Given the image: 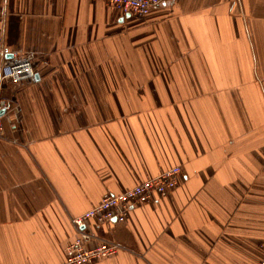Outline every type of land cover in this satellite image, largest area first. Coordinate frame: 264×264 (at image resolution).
<instances>
[{
    "label": "crops",
    "instance_id": "1",
    "mask_svg": "<svg viewBox=\"0 0 264 264\" xmlns=\"http://www.w3.org/2000/svg\"><path fill=\"white\" fill-rule=\"evenodd\" d=\"M6 82L0 264H62L71 217L179 166L172 191L87 228L90 264H258L264 257V0H0Z\"/></svg>",
    "mask_w": 264,
    "mask_h": 264
},
{
    "label": "built area",
    "instance_id": "2",
    "mask_svg": "<svg viewBox=\"0 0 264 264\" xmlns=\"http://www.w3.org/2000/svg\"><path fill=\"white\" fill-rule=\"evenodd\" d=\"M119 9L123 14L147 16L162 0H101ZM12 59L0 67V136L4 134V121L10 122L11 104L1 94L4 83H21L31 80L35 68L31 57L25 53L13 52ZM183 178L180 167L172 166L158 175L141 180L137 184L116 194L107 193L94 206L77 216L71 217L75 234L65 246L62 264H90L98 259L117 254L119 245L113 242L95 241V236L87 228L101 226L111 221L123 222L129 209L137 204L152 203L155 197L176 188ZM264 264V257L258 262Z\"/></svg>",
    "mask_w": 264,
    "mask_h": 264
},
{
    "label": "rangeland",
    "instance_id": "3",
    "mask_svg": "<svg viewBox=\"0 0 264 264\" xmlns=\"http://www.w3.org/2000/svg\"><path fill=\"white\" fill-rule=\"evenodd\" d=\"M5 98V97H4ZM6 99V98H5ZM7 100V99H6ZM8 101V100H7ZM9 102V101H8ZM10 103V102H9ZM11 104V103H10ZM5 122V121H4ZM7 122V121H6ZM179 167V166H178Z\"/></svg>",
    "mask_w": 264,
    "mask_h": 264
},
{
    "label": "water",
    "instance_id": "4",
    "mask_svg": "<svg viewBox=\"0 0 264 264\" xmlns=\"http://www.w3.org/2000/svg\"><path fill=\"white\" fill-rule=\"evenodd\" d=\"M34 76H35V78H37L36 75H34Z\"/></svg>",
    "mask_w": 264,
    "mask_h": 264
}]
</instances>
